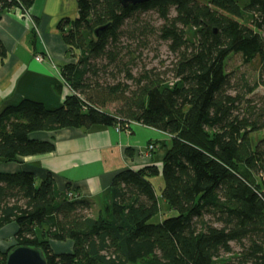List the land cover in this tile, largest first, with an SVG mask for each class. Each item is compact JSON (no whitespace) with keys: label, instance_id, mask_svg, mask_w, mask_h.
<instances>
[{"label":"trees","instance_id":"16d2710c","mask_svg":"<svg viewBox=\"0 0 264 264\" xmlns=\"http://www.w3.org/2000/svg\"><path fill=\"white\" fill-rule=\"evenodd\" d=\"M76 2L77 18L58 26L75 62L57 67L74 94L53 111L29 100L5 108L0 159L19 163L55 150L33 140L35 133L124 131L133 123L168 135V150L161 167L117 175L96 217L89 214L93 201L58 193L50 174L38 182L29 172L0 173V232L17 227L14 246L0 250V264L18 247L41 251L47 264H264V140L252 143L264 130V98L258 108L246 96H231L226 70L232 55L264 66V0H160L128 8L121 0ZM34 3L0 0V21L15 9L25 15ZM148 11L164 22L156 34L176 56L172 78L154 70L135 78L129 69L130 43L148 36L137 15ZM6 57L0 42V59ZM114 72L134 86L109 83L117 80ZM113 104L119 108L108 112ZM159 215L162 221L151 223ZM51 242H72L73 252L55 254Z\"/></svg>","mask_w":264,"mask_h":264},{"label":"crops","instance_id":"0c3cea01","mask_svg":"<svg viewBox=\"0 0 264 264\" xmlns=\"http://www.w3.org/2000/svg\"><path fill=\"white\" fill-rule=\"evenodd\" d=\"M28 12L30 22L14 10L5 13L0 21V42L7 52L6 59H0V114L5 108L17 106L24 100L43 104L47 110L53 111L62 107L67 97L56 69L75 60L67 54L58 26L62 20L77 18V2L35 0ZM38 55L44 56L46 61L38 63L35 60ZM31 138L51 142L55 150L21 158L19 163L8 164L0 159V173L29 172L38 182L50 174L58 193L69 192L93 201L98 212L101 198L114 178L127 170L161 167L171 139L158 130L135 123L130 124L126 132L96 126L87 131L63 129L35 133ZM151 144L156 145V150L148 159L147 148ZM154 183L159 184L161 195V179L156 178ZM5 229H9L12 236L17 232L15 225ZM73 247L72 242H51L55 254H70Z\"/></svg>","mask_w":264,"mask_h":264},{"label":"rangeland","instance_id":"374dc122","mask_svg":"<svg viewBox=\"0 0 264 264\" xmlns=\"http://www.w3.org/2000/svg\"><path fill=\"white\" fill-rule=\"evenodd\" d=\"M172 17L175 16V13L172 12ZM137 17L139 21L142 22L143 28H148L147 37H144L143 41L130 43L132 45V51L134 53L135 61L134 65L130 67L131 73L135 78H138L140 74L144 71L154 70L159 73H167L166 78H172V74L169 72L172 69V66L175 62L176 56L171 53L169 49V44L159 40L157 38V30L163 25V21L160 19L159 15L155 11H148L144 13H138ZM30 22V20H29ZM31 26L33 25L30 23ZM248 27L253 28L251 21L245 23ZM264 36V30L261 32ZM129 42L125 39L123 44L127 45ZM226 70L230 75L231 87L228 91L231 96L240 95L246 96V100H250L252 106L261 107L263 104L264 98V66L255 61L252 64H244L241 56L232 55L228 61ZM116 74L117 80L113 82L112 78L109 77L107 81L109 83H122L129 84L134 86L132 83L126 81L124 74ZM255 84H258L259 87L255 90L253 94H248V90L254 88ZM134 88V87H133ZM119 104L110 105L106 110L108 112L114 113ZM241 110L246 112L248 105L246 102L241 104ZM262 108V107H261ZM264 140V130L257 132L252 135V143L255 146L259 141ZM157 194L160 198V186L155 184ZM160 204L163 209L166 208L165 203L160 200ZM167 213L166 215L173 217V214L168 213V209L163 211ZM98 213V208H93L90 212V216L96 217ZM175 215V214H174ZM209 219V217H208ZM162 221V215L155 217L151 223L157 224ZM7 228V227H6ZM9 229H3L0 232V250L6 252L11 246H14L13 236L9 234ZM234 253L240 252V247L236 244H232Z\"/></svg>","mask_w":264,"mask_h":264},{"label":"water","instance_id":"95a60500","mask_svg":"<svg viewBox=\"0 0 264 264\" xmlns=\"http://www.w3.org/2000/svg\"><path fill=\"white\" fill-rule=\"evenodd\" d=\"M156 1L160 0H121V4L124 8H128L129 6H144ZM106 29L107 27L97 29L95 36L99 37ZM6 264H47V260L44 254L37 249L18 247L9 253Z\"/></svg>","mask_w":264,"mask_h":264},{"label":"built area","instance_id":"2783aa9c","mask_svg":"<svg viewBox=\"0 0 264 264\" xmlns=\"http://www.w3.org/2000/svg\"><path fill=\"white\" fill-rule=\"evenodd\" d=\"M14 11L18 12L19 14H22V12H21L20 9H15ZM22 15H23L28 21L30 20L29 17H28L29 12H27L25 15H24V14H22ZM34 28L36 29V27H34ZM46 58H47V57H46ZM48 59H49V61L51 62V64L54 66V69H56V66L52 63L51 59H50V58H48ZM35 60H36L38 63H44V62L46 61V60H45V57L42 56V55H38V56H36V57H35ZM56 70H58V69H56ZM63 83H64V86H65V88H66V90H67V96H68V95H72V94H74V93L72 92L71 88H70V87H69L64 81H63ZM128 128H129V127H127V129L124 130V131L126 132V131L128 130ZM116 129H117V131H122L120 128H116ZM155 150H156V145H155V144H151V145L148 146V148H147V158H148V159H151V158H152V156H153ZM68 196H69V198H74V195H73L72 193H69Z\"/></svg>","mask_w":264,"mask_h":264}]
</instances>
